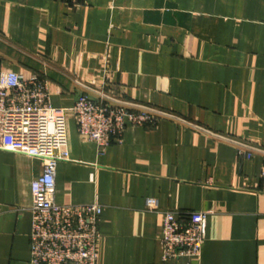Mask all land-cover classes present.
Wrapping results in <instances>:
<instances>
[{
    "label": "crops",
    "instance_id": "1",
    "mask_svg": "<svg viewBox=\"0 0 264 264\" xmlns=\"http://www.w3.org/2000/svg\"><path fill=\"white\" fill-rule=\"evenodd\" d=\"M0 71L164 114L102 155L65 114L53 198L101 207L96 264H264V0H0ZM41 168L0 150V264H31ZM162 211L208 212L197 257L161 262Z\"/></svg>",
    "mask_w": 264,
    "mask_h": 264
},
{
    "label": "built area",
    "instance_id": "2",
    "mask_svg": "<svg viewBox=\"0 0 264 264\" xmlns=\"http://www.w3.org/2000/svg\"><path fill=\"white\" fill-rule=\"evenodd\" d=\"M66 112L73 116L80 137L93 142L102 155L111 141L121 142L128 126L154 124L164 115L92 99L81 94L68 109L51 105L47 80L36 74L0 71V150L41 161L39 176L30 183L31 264H96L101 207L96 203L57 204L56 166L69 161ZM264 193V163L261 168ZM155 210V200L146 201ZM160 259L197 257L205 240L208 212L162 211Z\"/></svg>",
    "mask_w": 264,
    "mask_h": 264
},
{
    "label": "water",
    "instance_id": "3",
    "mask_svg": "<svg viewBox=\"0 0 264 264\" xmlns=\"http://www.w3.org/2000/svg\"><path fill=\"white\" fill-rule=\"evenodd\" d=\"M79 96H80V95H78V97H79ZM78 97L76 98V101H77Z\"/></svg>",
    "mask_w": 264,
    "mask_h": 264
}]
</instances>
